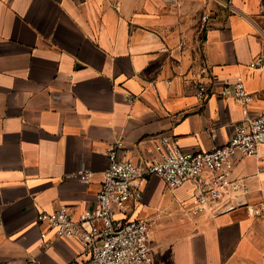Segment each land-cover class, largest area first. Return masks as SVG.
Wrapping results in <instances>:
<instances>
[{
	"label": "crops",
	"instance_id": "0c3cea01",
	"mask_svg": "<svg viewBox=\"0 0 264 264\" xmlns=\"http://www.w3.org/2000/svg\"><path fill=\"white\" fill-rule=\"evenodd\" d=\"M259 55L264 0H0V264H82L77 238L38 245V213L92 208L115 142L135 162L160 135L185 151L226 142L243 106L224 87L242 78L249 111H264ZM199 81L217 94L202 100ZM79 169L90 183L69 176ZM233 176L245 204L195 216L193 182L148 179L127 207L152 223L148 264H264V213L249 211L264 205V147Z\"/></svg>",
	"mask_w": 264,
	"mask_h": 264
},
{
	"label": "built area",
	"instance_id": "2783aa9c",
	"mask_svg": "<svg viewBox=\"0 0 264 264\" xmlns=\"http://www.w3.org/2000/svg\"><path fill=\"white\" fill-rule=\"evenodd\" d=\"M206 17V15H205ZM249 65L264 69V55ZM215 82L196 83L198 96L206 100L215 95ZM233 88V92H232ZM224 87L220 94L231 95L243 106V116L235 125L230 138L215 143L208 150L185 151L169 135L155 139L156 156L150 161L135 162L121 141L107 149L108 167L96 193L92 208L79 215L67 206L53 211L41 210L37 219L43 227L39 246L47 247L55 238L74 237L83 245L82 264H148L152 262L150 221L133 217L127 212L128 204L139 203L143 198L148 179L161 177L170 189L193 182L195 187L184 209L191 215L212 211L218 215L244 205L240 196L248 193L247 186L233 174L239 161L257 155L264 147V111L253 115L248 109L253 97L242 78ZM133 100L134 97H128ZM82 183H90L92 172L79 169L69 175ZM249 207V206H248ZM256 216L264 213V205L249 207Z\"/></svg>",
	"mask_w": 264,
	"mask_h": 264
},
{
	"label": "rangeland",
	"instance_id": "374dc122",
	"mask_svg": "<svg viewBox=\"0 0 264 264\" xmlns=\"http://www.w3.org/2000/svg\"><path fill=\"white\" fill-rule=\"evenodd\" d=\"M214 2L217 3V0H214ZM169 189H170V188H169ZM172 190H174V189H172ZM178 204H179V203H178ZM150 223H151V221H150ZM151 227H152V223H151Z\"/></svg>",
	"mask_w": 264,
	"mask_h": 264
}]
</instances>
